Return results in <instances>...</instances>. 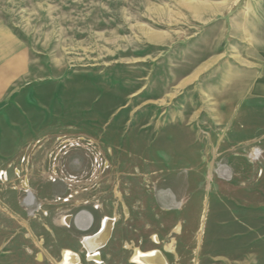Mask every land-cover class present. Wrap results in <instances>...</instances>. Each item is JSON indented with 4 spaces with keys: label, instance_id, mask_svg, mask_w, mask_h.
Returning <instances> with one entry per match:
<instances>
[{
    "label": "rangeland",
    "instance_id": "1",
    "mask_svg": "<svg viewBox=\"0 0 264 264\" xmlns=\"http://www.w3.org/2000/svg\"><path fill=\"white\" fill-rule=\"evenodd\" d=\"M135 250L264 264V0H0V264Z\"/></svg>",
    "mask_w": 264,
    "mask_h": 264
},
{
    "label": "bare ground",
    "instance_id": "2",
    "mask_svg": "<svg viewBox=\"0 0 264 264\" xmlns=\"http://www.w3.org/2000/svg\"><path fill=\"white\" fill-rule=\"evenodd\" d=\"M112 227L113 221L105 218L102 221V225L99 232L96 235L83 240L82 245H84L85 249L89 253L90 258L97 259V251L102 248L107 242L108 238L110 237ZM76 260V256H74L70 252H63L62 264H75ZM132 261L137 264H165L164 260L160 257L158 253L153 252L148 254H142L137 250H135L132 256Z\"/></svg>",
    "mask_w": 264,
    "mask_h": 264
}]
</instances>
